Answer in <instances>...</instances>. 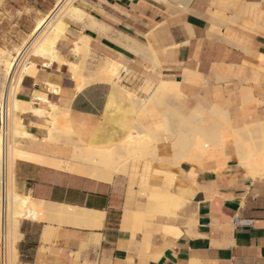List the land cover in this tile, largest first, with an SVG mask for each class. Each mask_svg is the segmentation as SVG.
I'll return each mask as SVG.
<instances>
[{"label": "crops", "instance_id": "crops-1", "mask_svg": "<svg viewBox=\"0 0 264 264\" xmlns=\"http://www.w3.org/2000/svg\"><path fill=\"white\" fill-rule=\"evenodd\" d=\"M72 2L110 31L101 36L79 23L71 25L70 34L58 43L59 51L77 61L70 49L83 32L90 37L95 60L108 57L123 67L121 79L115 84H90L74 95L70 78L74 71L40 69L35 78L23 80L21 98L29 99L36 83L52 81L60 94L47 93V98L67 107L74 139L81 144L117 145L138 122L154 132L156 147L149 151L152 160L131 159L126 172L110 182L16 161L18 195L103 215L99 229L20 218L19 264H264V175L249 176L239 165L230 139L211 146L200 160L180 162L175 177L191 187V196L175 215L125 220L126 212H146L141 185L154 195L169 196L175 190L173 178L154 160L172 164L170 147L178 136L177 121L184 117L199 124L208 119L200 127L214 129L218 119L208 112L212 106L225 112L235 127L264 121V0H193L177 12L147 0ZM16 3L23 7V0ZM121 37L151 47L156 62L151 63L149 52L136 54L119 45ZM160 82L177 84L179 96L168 94L147 110L137 111L127 93L145 100ZM244 93L251 96L244 100ZM199 108L208 112L203 118L194 113ZM22 120L28 132L37 137L45 134L43 119L27 115ZM48 147L71 159L70 146L50 143ZM118 154L123 156L125 150Z\"/></svg>", "mask_w": 264, "mask_h": 264}, {"label": "bare ground", "instance_id": "bare-ground-1", "mask_svg": "<svg viewBox=\"0 0 264 264\" xmlns=\"http://www.w3.org/2000/svg\"><path fill=\"white\" fill-rule=\"evenodd\" d=\"M154 1L173 3L183 7L184 5L189 6L193 0ZM61 13L64 14L65 21L60 19L59 14ZM72 23H79L82 27L89 28L101 36H107L110 31L108 26L84 12L72 0H57L49 11L47 19L38 23L32 30L30 39L28 38V41L26 40L20 45L12 57L4 56L0 52V66L4 68L7 77L6 90L0 98V108L3 106V112L5 107L8 118L6 129L4 125L0 128V236L3 231L6 232V237L10 241L11 255L15 250V241L21 236L18 231L20 218L31 221L46 219L51 222L96 229L101 228L103 219L102 213L99 212L40 202L30 197L18 195L15 192L14 177L12 175L16 161L24 160L45 164L85 175L96 181L110 182L114 175L126 172L131 159H148L144 144L148 142L147 140L152 142L153 137L150 131L138 122L132 129L130 128L131 130L119 143L124 146L125 154L123 156L114 153L116 145L96 148L85 146L78 141L82 148L70 146L71 159L65 160L48 147V144H59V141L62 140L65 141V146H69L66 142L70 141L71 136L74 135L67 107L60 106L47 98V93L59 96L60 87L52 81H41L36 83L35 87L33 85L34 88L32 87L33 90L27 100L21 98L20 90L23 80L25 78H35L40 69L45 72L64 68L68 70L69 67H75L78 64L79 57L89 51L90 38L86 35L72 41L70 55L78 57L77 61L68 60L59 51L58 43L67 36L66 29ZM121 39L117 43L124 46L125 49L136 54L149 52L146 54L147 56L148 54L151 55L153 60L151 63L156 62L155 53L151 47L145 48L128 37H121ZM96 68L98 70L103 69L105 72L102 74L101 82L115 84L121 79L119 73L123 67L111 60V58H100L97 61ZM168 94L179 96L178 85L160 82L154 93L146 99L161 100ZM127 96L131 98L133 104L141 103V99L135 95L127 93ZM250 96L249 93H244L243 99L245 100ZM248 100L246 102L250 104L251 100L249 102ZM261 104L264 105V102H261ZM208 112L218 119L216 128L211 129V127V130L206 128V130H203L200 126L206 125L208 119H206L207 121L204 119L200 120L199 124H197L196 121L192 123L184 120L185 118L183 117L184 119L177 121L178 130L176 132L178 136L170 147L173 159L172 164L167 165L160 159L155 160L156 166L164 167L166 169L163 171L164 174H168L173 178L176 184L172 195L150 194L147 191V187L141 185L139 193L147 197L146 212L143 214L126 212L125 220H131V218L149 219L156 214L175 215L177 210L185 205L191 196L188 192L191 187L175 177V172L180 166V162L200 160L206 155L211 146H221L226 139L232 141L239 165L246 169L251 178H260V176L264 175V121L245 123L241 127H235L230 125L225 112L219 110L216 106H212ZM208 112L204 108L194 110L195 115L200 118H203ZM27 115L44 120L45 125L43 128L41 127L45 131L43 136L37 137L26 130L22 118ZM164 120L166 124L165 132L169 133L170 124L166 118ZM36 141L40 142L37 143ZM157 150L160 153V147ZM83 153L89 157L84 158L82 156ZM243 171L244 173L246 172L245 170ZM7 228L9 229L8 232L6 231ZM46 231H48V227ZM47 236L49 235L47 234ZM193 261L191 260L190 262ZM12 262L14 261L12 260Z\"/></svg>", "mask_w": 264, "mask_h": 264}, {"label": "rangeland", "instance_id": "rangeland-1", "mask_svg": "<svg viewBox=\"0 0 264 264\" xmlns=\"http://www.w3.org/2000/svg\"><path fill=\"white\" fill-rule=\"evenodd\" d=\"M16 1L18 0H0V52L7 57H12L16 52V50L20 47V45L26 42V40L28 41L30 39L32 30L38 25V23L47 19V15L49 11L53 8L57 0H23L22 8L19 7ZM147 1H151L160 7L163 6L173 12L184 11L188 7L185 5L181 7L176 4L174 5L173 3H171L172 5L170 3H161L154 0H147ZM80 2L82 3L83 0H80ZM59 17L60 19L65 21L64 14L62 13L59 14ZM71 25H77V24L72 23ZM70 26H68L66 29L67 35L70 34L68 33ZM81 33L83 32H80L79 36L74 40H77L80 37H83V35H86L84 33L83 34ZM90 41L91 40H89V43ZM61 54L63 53L61 52ZM63 56L66 57L64 54ZM95 59H96L95 54L92 52L89 46V51H87L84 55H81L79 57L78 64L75 67L68 68V72L70 70L74 71V73L70 75V78L74 86L73 88L74 95L90 84L101 82L103 76L102 74H104L105 72L103 71V69L98 70L96 68L97 61L99 59L98 60ZM6 83H7V77L5 75L4 68L0 66V98L5 93ZM21 90H20V95H21ZM158 102L159 101L157 99H152V100L141 99V103L139 104L135 103L134 107L137 111L147 110L148 108H150L151 106L155 105V103ZM147 130L150 131L149 129ZM150 133L153 137L152 142L151 140H147L148 142L144 144L148 159H151L149 156V151L152 148L156 147L154 132L150 131ZM160 142L161 141L159 140L157 144L160 145ZM64 143L65 141L63 140L59 141V144L64 145ZM66 143H68L69 146L79 147V149L82 148L78 140L74 139V135L71 136V140ZM123 148H124L123 145L120 144L116 145V147L114 148V153L116 155H119L118 150ZM86 155L87 154L84 153L82 154L84 158L89 157ZM14 168H13V177H14ZM17 241L18 240L15 241L16 242L15 245H17ZM14 249H15L14 253L12 254L13 256L11 255V264H19L16 246L14 247ZM12 260L14 262H12Z\"/></svg>", "mask_w": 264, "mask_h": 264}, {"label": "built area", "instance_id": "built-area-1", "mask_svg": "<svg viewBox=\"0 0 264 264\" xmlns=\"http://www.w3.org/2000/svg\"><path fill=\"white\" fill-rule=\"evenodd\" d=\"M2 107L0 108V128L4 125L6 129L8 118L6 114V109L4 107V111L2 112ZM3 120V123H2ZM237 224H242L241 222H237ZM8 232V228L6 230ZM0 264H11V246L8 237H6V232L3 231L0 236Z\"/></svg>", "mask_w": 264, "mask_h": 264}]
</instances>
